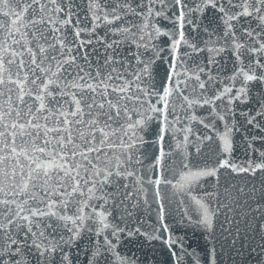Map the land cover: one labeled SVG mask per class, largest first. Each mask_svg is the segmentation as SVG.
Returning <instances> with one entry per match:
<instances>
[{"label": "snow or ice", "instance_id": "1", "mask_svg": "<svg viewBox=\"0 0 264 264\" xmlns=\"http://www.w3.org/2000/svg\"><path fill=\"white\" fill-rule=\"evenodd\" d=\"M228 261L264 264V0H0V264Z\"/></svg>", "mask_w": 264, "mask_h": 264}, {"label": "water", "instance_id": "2", "mask_svg": "<svg viewBox=\"0 0 264 264\" xmlns=\"http://www.w3.org/2000/svg\"><path fill=\"white\" fill-rule=\"evenodd\" d=\"M244 136L243 130L240 133L236 134V150H235V159L239 162L243 160L245 155V145L242 143V137ZM203 148V153L201 157H196L195 149H191L193 152V162H197V160H202L203 155L208 153V147L201 146ZM173 159H178V157H173ZM225 180L229 182H239V178L233 179V177L229 176L227 173L222 172L221 174V182L223 183ZM214 181H209V183H213ZM210 190V189H209ZM168 197L171 203L166 204V223L171 227L173 233L176 236H180L184 238L185 243L189 246V250L196 249L199 252L203 253L207 244V237L202 234L200 229H196L194 226L188 225L186 219L183 223H180V217L177 215L179 209L177 208L176 200L172 199L170 191L168 192ZM140 219L143 221L144 230L151 231L153 227L156 226V210L155 206H152L151 209L145 207L141 209ZM148 247V245L144 244L143 238L133 239L131 241H126L124 248L130 250L131 252H135L136 255H140L141 247ZM152 247L157 249L161 248L160 243L155 242ZM124 249H122L123 251ZM158 257L163 259L165 253L158 252ZM227 264H231V261H228Z\"/></svg>", "mask_w": 264, "mask_h": 264}]
</instances>
